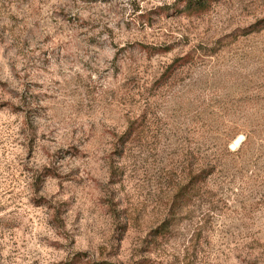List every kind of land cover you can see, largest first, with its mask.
<instances>
[{"label":"rangeland","instance_id":"374dc122","mask_svg":"<svg viewBox=\"0 0 264 264\" xmlns=\"http://www.w3.org/2000/svg\"><path fill=\"white\" fill-rule=\"evenodd\" d=\"M193 3L0 0V264H264V0Z\"/></svg>","mask_w":264,"mask_h":264},{"label":"trees","instance_id":"16d2710c","mask_svg":"<svg viewBox=\"0 0 264 264\" xmlns=\"http://www.w3.org/2000/svg\"><path fill=\"white\" fill-rule=\"evenodd\" d=\"M198 3H199V2H198ZM193 5H196V3L194 4V3H193V0H188V6H189V7H190V6L192 7ZM191 182H192V181H191ZM191 182H190V183H191ZM189 186H190V185H188V186L186 187V193H187V191H190V190L188 189ZM193 189H195V187H193ZM186 193L183 192V191L181 192V194H184V195H185ZM186 196H187V194H186Z\"/></svg>","mask_w":264,"mask_h":264},{"label":"water","instance_id":"95a60500","mask_svg":"<svg viewBox=\"0 0 264 264\" xmlns=\"http://www.w3.org/2000/svg\"><path fill=\"white\" fill-rule=\"evenodd\" d=\"M243 136L239 137L232 145H231V148L232 149H235L237 146L240 145L241 141L243 140Z\"/></svg>","mask_w":264,"mask_h":264}]
</instances>
